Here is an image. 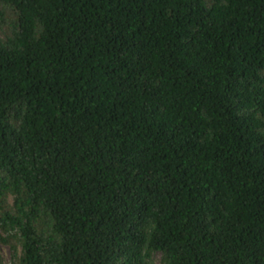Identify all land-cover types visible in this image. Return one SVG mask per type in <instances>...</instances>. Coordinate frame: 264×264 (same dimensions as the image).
Wrapping results in <instances>:
<instances>
[{"label":"trees","instance_id":"1","mask_svg":"<svg viewBox=\"0 0 264 264\" xmlns=\"http://www.w3.org/2000/svg\"><path fill=\"white\" fill-rule=\"evenodd\" d=\"M1 246L264 264V0H0Z\"/></svg>","mask_w":264,"mask_h":264},{"label":"rangeland","instance_id":"2","mask_svg":"<svg viewBox=\"0 0 264 264\" xmlns=\"http://www.w3.org/2000/svg\"><path fill=\"white\" fill-rule=\"evenodd\" d=\"M0 253L5 257V260L8 261L9 260V250L7 247L5 246H1L0 248ZM159 255L155 256V260L156 262L158 261Z\"/></svg>","mask_w":264,"mask_h":264}]
</instances>
